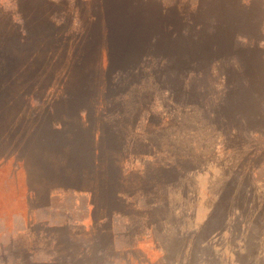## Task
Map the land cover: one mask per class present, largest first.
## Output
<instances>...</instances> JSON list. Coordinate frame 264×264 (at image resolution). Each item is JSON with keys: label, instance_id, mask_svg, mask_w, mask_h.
<instances>
[{"label": "rangeland", "instance_id": "1", "mask_svg": "<svg viewBox=\"0 0 264 264\" xmlns=\"http://www.w3.org/2000/svg\"><path fill=\"white\" fill-rule=\"evenodd\" d=\"M202 1L0 0V264H264V0H229L257 45L207 49L258 57L236 123L212 110L236 63L182 47Z\"/></svg>", "mask_w": 264, "mask_h": 264}, {"label": "water", "instance_id": "2", "mask_svg": "<svg viewBox=\"0 0 264 264\" xmlns=\"http://www.w3.org/2000/svg\"><path fill=\"white\" fill-rule=\"evenodd\" d=\"M231 3L233 2L229 0H214L213 3H206V1L203 0L196 10L199 13L200 19L194 20V25L191 24V32L193 31V33H195L196 29L201 31L202 35H204L202 36L203 39L197 41L194 34L191 33L193 34V39L191 38L190 41L188 39L183 41L182 47L186 54L187 52H190L189 56H193L195 62L198 61L199 63L200 60H203V65H199V76L205 75L213 63H215L214 65L219 70H222V66L226 67L233 61V63H236L234 66L229 65V67L234 68L235 71L232 72L233 77L232 75H229L230 77L227 75V78L224 81V86L222 87L220 94L221 106L212 109L214 112H218V115L221 116H223V114H225L226 117L234 116L230 120H235L234 123H236L237 116L249 119L254 117V115H257V112L259 111L258 109L261 110L260 101L258 102V96L260 95L261 97V93L258 90V57L255 54H252L249 58L242 55V53H235V55L228 56L224 53L221 56H218L219 61H221V63H218L213 62L215 61V58L212 59V57H209L210 54L207 49H209V47L213 48V44H217L218 42L226 44L232 41L231 39H235L236 36L238 38L247 37L251 40L250 43L253 42L254 45H257L259 36H257L253 30L235 29L236 22L238 24L243 17L245 18L250 14L254 8V2L241 8H238L237 6L232 7ZM246 20L249 21L250 18L248 17ZM182 27H184V25H182ZM212 29H215V33L213 34L214 37L208 36ZM170 33L172 34V31H170ZM166 42L168 45L173 44L171 39ZM196 65L198 68V64ZM236 80H238V83L240 84H238V87H233L231 89V83L235 85ZM235 92L240 93L239 100L234 98ZM262 94L264 95L263 92ZM219 214L218 207L214 204L213 211H211L207 222L219 218Z\"/></svg>", "mask_w": 264, "mask_h": 264}, {"label": "flooded vegetation", "instance_id": "3", "mask_svg": "<svg viewBox=\"0 0 264 264\" xmlns=\"http://www.w3.org/2000/svg\"><path fill=\"white\" fill-rule=\"evenodd\" d=\"M135 1H128V2H121V1H119V2H116L117 4L116 5H118V6H115V4L114 5H112L111 6V8H110V13L112 12V13H130V12H132L133 10H134V7H136V5H134L133 3H134ZM252 2V1H251ZM250 2V3H251ZM119 3H123V5L122 4H119ZM249 3V4H250ZM143 8H145L144 6H143ZM147 8H145V10H143L142 9V7H140V10H141V12L144 14V13H146L145 11H148V10H146ZM146 16V15H145ZM147 18V17H146ZM165 31V34H166V32L169 34L168 36H172L173 35V31H174V28H172V26H170V28H168V31H167V29L166 30H164ZM170 31H172V34L170 33ZM165 34H163V35H161L162 37L160 38V40H164V41H162L163 42V44H165V45H167V46H170V45H168V43L166 42V41H170V39L173 41V39L172 38H168V36H166ZM263 37V36H262ZM171 45H174V42H173V44H171ZM173 47V46H172ZM176 48H180V43H178V44H176ZM112 51V50H111ZM254 54V53H253ZM155 56V55H154ZM174 55H172V57H173ZM166 57V56H165ZM251 56H249V58H250ZM107 58H108V61L111 63L112 62V55H111V52H108V54H107ZM212 59H214L213 57H212ZM109 63V64H110ZM230 77V76H229ZM232 77H233V75H232ZM238 84H240V83H238V80H236L235 81V85H234V87H238ZM232 89V88H231ZM230 89V90H231ZM234 92V91H233ZM240 93H237V92H235V99H237V100H239L240 99V95H239Z\"/></svg>", "mask_w": 264, "mask_h": 264}]
</instances>
